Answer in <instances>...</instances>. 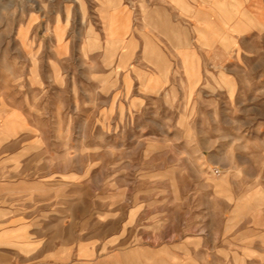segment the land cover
<instances>
[{
  "label": "rangeland",
  "instance_id": "rangeland-1",
  "mask_svg": "<svg viewBox=\"0 0 264 264\" xmlns=\"http://www.w3.org/2000/svg\"><path fill=\"white\" fill-rule=\"evenodd\" d=\"M6 219L26 254L264 264V0H0Z\"/></svg>",
  "mask_w": 264,
  "mask_h": 264
},
{
  "label": "crops",
  "instance_id": "crops-1",
  "mask_svg": "<svg viewBox=\"0 0 264 264\" xmlns=\"http://www.w3.org/2000/svg\"><path fill=\"white\" fill-rule=\"evenodd\" d=\"M9 219L2 220L6 222ZM30 237L27 243H34L35 233L29 229ZM6 233L0 230V241L5 239ZM42 241L38 250H30L28 253H21L9 245L0 246V264H117L113 254H104L98 256V246L88 244L87 252L81 251L79 247L66 248L62 244H55L52 248L50 238L48 240L43 236L39 237ZM59 239V237H56ZM5 242V241H4ZM6 243L16 244L13 239H7ZM95 255L92 256V254ZM97 253V254H96Z\"/></svg>",
  "mask_w": 264,
  "mask_h": 264
}]
</instances>
